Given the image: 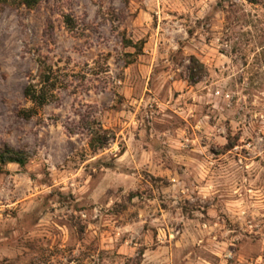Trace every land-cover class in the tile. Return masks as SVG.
I'll list each match as a JSON object with an SVG mask.
<instances>
[{"label": "clouds", "instance_id": "9594fccd", "mask_svg": "<svg viewBox=\"0 0 264 264\" xmlns=\"http://www.w3.org/2000/svg\"><path fill=\"white\" fill-rule=\"evenodd\" d=\"M0 264H264V0L0 4Z\"/></svg>", "mask_w": 264, "mask_h": 264}, {"label": "rangeland", "instance_id": "374dc122", "mask_svg": "<svg viewBox=\"0 0 264 264\" xmlns=\"http://www.w3.org/2000/svg\"><path fill=\"white\" fill-rule=\"evenodd\" d=\"M0 4H1V3H0ZM208 49H209V52H208V54L204 57V59L207 60V61H209V62H212V61H213V55H215V54L217 53V51H219V50L212 48L211 45H208ZM195 55H198V53H196ZM220 55H223L222 51H220ZM57 59L59 60V58H57ZM64 63H65L64 61H60V66L63 67V66H64ZM77 71H79V69H77ZM151 71H152V70L150 69L149 72H151ZM194 72H195V71H194ZM73 78H75V77H73ZM174 85L176 86L177 91L174 93L173 98H174V99H180V100H186V103H187L189 106H192V105H193V100H192L191 98H187L186 93H187V89H188L190 86L194 87V85L185 84L183 81H174ZM135 119H138V117H136V116L134 115V116H133V120H135ZM121 135H124V129H123V128H118L117 132L114 133V136H115L114 140H117V147H119V137H120ZM133 138L136 139V140L139 139V137H138V136H135V134H134ZM243 139H244V138L241 136V137H240V140L243 141ZM238 146H239V145H238ZM125 150H126V149H125ZM242 155H243V153H242ZM258 160H259V158H257V160H255V161H252V163L255 164V163L258 162ZM82 171H83V166H81V168L78 169L77 172H74L73 175H78V173H79V172H82ZM170 171H171L170 169H162V173H163V172H170ZM64 179H65V182L68 181V178H67V177H65ZM38 194H39V193H36V194H34V195H38ZM132 198H133V199H139V195H138V193H137V194H132ZM161 214H167V207H166L165 205H163V204L160 206V210L158 211L157 215L159 216V215H161ZM190 219H191V217H190ZM109 223H111V222H109ZM199 223L202 224V225L205 226V227L212 228V225H211V224H208V223H207L206 221H204V220L199 221ZM118 226H119V225L117 224V227H118ZM61 227H64V225H61ZM65 230H66V233H67V229H65ZM213 231H214V229H213ZM160 232H161L162 234H165V235L167 234V233L165 232V229H163V228L160 229ZM66 238H67V236H66ZM109 238H111L110 233L105 232L104 237H103L102 239H109ZM171 238H172V239H175V240H178V239H179L178 237H176L175 231H173V232L171 233ZM62 246H63V245H62ZM241 259H243V257H241Z\"/></svg>", "mask_w": 264, "mask_h": 264}, {"label": "trees", "instance_id": "16d2710c", "mask_svg": "<svg viewBox=\"0 0 264 264\" xmlns=\"http://www.w3.org/2000/svg\"><path fill=\"white\" fill-rule=\"evenodd\" d=\"M1 4H14L15 0H0ZM193 76H195V72L193 71ZM115 138V136L113 135V139Z\"/></svg>", "mask_w": 264, "mask_h": 264}]
</instances>
